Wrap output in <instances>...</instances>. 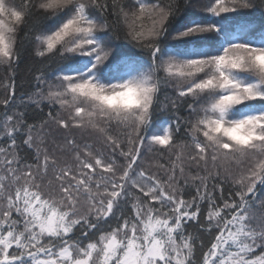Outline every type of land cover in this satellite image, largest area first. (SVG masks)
<instances>
[{
  "label": "snow or ice",
  "instance_id": "1",
  "mask_svg": "<svg viewBox=\"0 0 264 264\" xmlns=\"http://www.w3.org/2000/svg\"><path fill=\"white\" fill-rule=\"evenodd\" d=\"M0 70V264H264V0H0Z\"/></svg>",
  "mask_w": 264,
  "mask_h": 264
},
{
  "label": "trees",
  "instance_id": "2",
  "mask_svg": "<svg viewBox=\"0 0 264 264\" xmlns=\"http://www.w3.org/2000/svg\"><path fill=\"white\" fill-rule=\"evenodd\" d=\"M30 63L29 59H26L24 63H22L21 68L17 74L16 77V94L17 96L22 95L24 92H27L31 87V74L27 70V65ZM5 73L3 70H0V77L4 76ZM146 164L148 163H154L152 160V157L149 156L146 161ZM262 196H264V193H261ZM254 211L259 215L261 212H264V209H261L259 207L255 208Z\"/></svg>",
  "mask_w": 264,
  "mask_h": 264
}]
</instances>
